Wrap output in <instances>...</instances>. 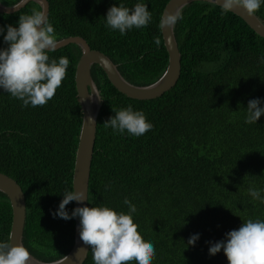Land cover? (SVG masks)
<instances>
[{"label":"trees","instance_id":"obj_1","mask_svg":"<svg viewBox=\"0 0 264 264\" xmlns=\"http://www.w3.org/2000/svg\"><path fill=\"white\" fill-rule=\"evenodd\" d=\"M13 5L19 0H1ZM169 0H49V22L57 39L83 36L109 55L135 84H149L167 68L169 54L160 21ZM144 3L152 19L146 27L121 35L106 26L113 5L132 9ZM41 6L30 1L14 13L0 12V49L7 26ZM264 20V2L256 12ZM176 36L182 53L177 84L152 99L120 92L99 64L92 75L102 94L89 185V207H109L128 214L127 198L136 206L133 222L155 248L152 264H229L221 249L249 219L264 221V115L246 123L248 102L264 107V37L242 17L220 5L195 1L180 14ZM160 43L157 45L155 39ZM70 61L54 97L43 106L0 89V172L15 178L27 201L24 243L36 257L51 261L67 254L75 238V217L53 216L73 173L84 118L76 86L82 50L75 43L48 53ZM132 106L153 127L140 136L114 132L104 122L112 110ZM249 188L260 191L254 199ZM71 215L74 201L66 205ZM13 210L0 191V242L9 239ZM195 245H188L192 235ZM33 245H36L33 247ZM84 264H94L90 248ZM130 264H137L133 261Z\"/></svg>","mask_w":264,"mask_h":264},{"label":"clouds","instance_id":"obj_2","mask_svg":"<svg viewBox=\"0 0 264 264\" xmlns=\"http://www.w3.org/2000/svg\"><path fill=\"white\" fill-rule=\"evenodd\" d=\"M262 2L264 0H222L220 7L222 13L240 9L247 16H253ZM151 19V12L144 3H137L132 9L113 5L107 11L106 26L124 35L133 27H146ZM179 19H182L179 13L167 14L161 18L160 26L170 28ZM4 30V27H0V34ZM3 40L8 47L0 49V89L23 101L24 106L45 105L61 86L70 63L67 57L62 56L57 62L48 55L57 49L59 41L46 13L33 9L31 14L19 16L18 27L8 25ZM155 43L159 45L158 38ZM260 104L259 99L248 102L246 123H256L264 115V107H260ZM112 110L115 115L103 125L105 128L111 127L114 132L123 134L127 131L140 136L153 127L145 114L134 111L131 105ZM249 194L254 199H261L260 191L255 188H249ZM86 199L88 195H85L84 190L74 188L66 191L53 216L64 220L80 218V239L90 246L94 264H130L133 261L137 264H152L155 248L151 242L143 239L133 222L132 213L137 211L134 204L124 199V204L129 206L128 214L118 213L109 207H77L71 215L66 210L70 202L83 203ZM198 239V234L192 235L187 243L194 246ZM11 241L10 235L8 240L0 242V264H30L28 248L22 243L13 244ZM221 249L229 264H264V221L249 219L243 222L238 230L226 234V241L212 244L209 254L215 255Z\"/></svg>","mask_w":264,"mask_h":264},{"label":"water","instance_id":"obj_3","mask_svg":"<svg viewBox=\"0 0 264 264\" xmlns=\"http://www.w3.org/2000/svg\"><path fill=\"white\" fill-rule=\"evenodd\" d=\"M30 1L37 2L41 6V11H44L47 17L49 16V0H19L13 5H7L0 0V12H17ZM195 1H207L217 5L222 3V0H169L164 8L162 17L167 14L179 13L180 15L188 5ZM232 12L242 17L259 35L264 37V20L257 13L253 16H247L240 9ZM162 33L169 54L167 68L159 79L144 85L135 84L128 80L120 71L118 64L109 55L99 49L92 48L83 36L75 35L58 40L59 45L57 49L75 43L82 50V55L76 69V86L82 103L84 118L76 152L73 190L74 188L78 191L84 190L85 195H88V200L86 199L83 203L74 201V209L84 206L89 207L91 169L97 137L98 118L103 103L100 88L92 75V66L99 64L113 85L128 97L141 100L159 97L177 84L182 71V53L176 36V24L170 28L167 26L162 28ZM0 191L9 197L12 205L11 242L13 244L22 243L26 247L24 243V230L27 217V201L24 190L15 178L0 172ZM79 231L80 218L75 217V238L71 250L64 256L51 261L40 259L29 251L31 255L30 264H84L89 255L90 246L85 245L80 239Z\"/></svg>","mask_w":264,"mask_h":264}]
</instances>
